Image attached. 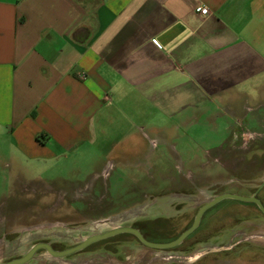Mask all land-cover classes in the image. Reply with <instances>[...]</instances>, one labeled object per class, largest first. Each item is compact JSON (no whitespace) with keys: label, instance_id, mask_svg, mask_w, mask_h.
<instances>
[{"label":"crops","instance_id":"1","mask_svg":"<svg viewBox=\"0 0 264 264\" xmlns=\"http://www.w3.org/2000/svg\"><path fill=\"white\" fill-rule=\"evenodd\" d=\"M263 110L264 0H0V164L72 173L63 187L25 194L57 204L61 193L53 217L100 204L119 169L134 195L124 190L125 201L159 204L145 214L166 211L165 185L197 196L192 134L173 135L184 176L158 162L150 169L167 131L198 123L221 125L226 141L213 160L241 171L234 187L245 188L240 181L264 171L244 160L264 150ZM145 170L154 172L146 185ZM212 182L203 188L232 183Z\"/></svg>","mask_w":264,"mask_h":264},{"label":"rangeland","instance_id":"2","mask_svg":"<svg viewBox=\"0 0 264 264\" xmlns=\"http://www.w3.org/2000/svg\"><path fill=\"white\" fill-rule=\"evenodd\" d=\"M262 112L264 115V110ZM262 132H264V123ZM177 133L187 134L186 138H189V134L193 136L192 140H187L186 148L189 151V143H191L192 150L196 151L194 161L197 169L196 173L193 170L191 173L196 176L198 174L196 184L199 188L190 190V193L197 192V196L192 197L182 196L179 189L168 185L158 189L159 202H164L167 209L157 216L152 211L145 214V239L153 243H168L176 239L191 226L199 208L212 199V196L219 195L218 193L223 192V194L240 197L256 194L258 199L264 201V171L253 173L254 177L251 181H240L239 183L247 186L237 189L234 185L238 183L234 182L242 179L244 174L241 171H227L221 167V164L217 165L214 162L216 151L223 149V143L226 141L227 134L222 130L221 125L198 123L192 127H181L174 132L167 131V134L172 135H168L169 138L165 143V154L160 156L157 153L160 160L151 162L150 170L156 169L158 162L162 169H167L166 175L170 177L186 174L182 169L186 167L184 166L186 165L185 156H182L183 153L180 151L182 145L177 137H173ZM245 154L244 160H255L257 165L264 167L263 149H250V152L247 151ZM158 156L153 157V160ZM20 169L19 171L18 167L0 164V264L23 256L32 245L38 242L49 243L55 250H64L88 236L117 227L132 226L145 213V208L159 207L155 201L145 204L125 201V199H132L134 195L131 194L132 188L125 187L123 178L127 173L119 171L118 168L119 170L112 172L104 181L106 194L102 195L100 204L88 203L84 205L85 208H89L88 211L74 209L66 217H53L52 213H57L58 206L61 205V193L57 204H49L46 202V197L41 200L36 197L37 195H30L28 198L31 200L27 201L25 194L36 190L44 192L52 188L55 182H57L55 188L63 187L64 179L70 180V183L73 181L72 173L69 174L67 171L56 173L50 169L44 171L41 170L43 168L24 167V165ZM153 173L145 170L137 174L146 185L147 181L153 178L151 177ZM88 174L90 173L87 172L84 175ZM210 175L213 177H209ZM58 176L60 178H57ZM213 180H230L232 183L221 188H203L213 183ZM124 190L129 192L125 199L121 197L126 195ZM74 192L71 189V194ZM156 192L157 190L150 189V197ZM95 207L96 211L90 212ZM34 211L37 213H33ZM115 212L118 214L114 215ZM34 214L35 216L31 217ZM108 215L110 217L102 218ZM208 251L211 252L208 253ZM109 263L264 264V215L252 203L227 199L208 209L203 214L197 229L173 249H150L143 246L132 235L119 234L114 238L92 244L81 252L63 259L54 260L44 251H39L27 264Z\"/></svg>","mask_w":264,"mask_h":264},{"label":"water","instance_id":"3","mask_svg":"<svg viewBox=\"0 0 264 264\" xmlns=\"http://www.w3.org/2000/svg\"><path fill=\"white\" fill-rule=\"evenodd\" d=\"M235 200V201H240V202H245V203H252L256 205V207L259 209V211L264 215V207L262 203L255 197V194L249 196V197H240L237 195H232V194H220L209 201H207L204 205H202L199 210L197 211L193 223L191 224L190 227H188L185 231H183L176 239L168 242V243H153L147 241L142 234L135 228H132L130 226H123V227H117L110 229L108 231L99 233V234H94L91 236H88L84 238L82 241L79 243L75 244L72 247H69L64 250H55L52 248V246L49 243L46 242H38L35 243L30 247V249L23 255L14 259H11L9 261H6L3 264H27L30 261H32L36 254L39 251H44L46 255L54 260L57 259H63L66 257H69L73 254L79 253L85 248L89 247L92 244H95L99 241L114 237L119 234H129L134 236L143 246L150 248V249H160V250H168V249H173L177 246H179L190 234H192L197 227L200 224V221L203 217V214L213 206L217 205L221 201L224 200ZM211 251H208L210 253Z\"/></svg>","mask_w":264,"mask_h":264},{"label":"flooded vegetation","instance_id":"4","mask_svg":"<svg viewBox=\"0 0 264 264\" xmlns=\"http://www.w3.org/2000/svg\"><path fill=\"white\" fill-rule=\"evenodd\" d=\"M255 197L257 198L256 194H255ZM259 201L262 203V205L264 207V204H263L264 201L262 199H259ZM138 220L139 221H137L135 224H133L130 227L137 229L142 234V236L145 238V213H143Z\"/></svg>","mask_w":264,"mask_h":264},{"label":"built area","instance_id":"5","mask_svg":"<svg viewBox=\"0 0 264 264\" xmlns=\"http://www.w3.org/2000/svg\"><path fill=\"white\" fill-rule=\"evenodd\" d=\"M196 11L198 13H200L201 15H207L208 14V10L206 8H203V7H199Z\"/></svg>","mask_w":264,"mask_h":264},{"label":"trees","instance_id":"6","mask_svg":"<svg viewBox=\"0 0 264 264\" xmlns=\"http://www.w3.org/2000/svg\"><path fill=\"white\" fill-rule=\"evenodd\" d=\"M123 235H128V234H123ZM115 237V236H114ZM114 237H111V238H114ZM100 242V241H99Z\"/></svg>","mask_w":264,"mask_h":264}]
</instances>
